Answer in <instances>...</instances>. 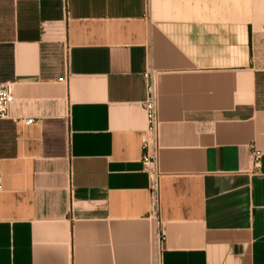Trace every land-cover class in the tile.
I'll list each match as a JSON object with an SVG mask.
<instances>
[{"label":"crops","instance_id":"0c3cea01","mask_svg":"<svg viewBox=\"0 0 264 264\" xmlns=\"http://www.w3.org/2000/svg\"><path fill=\"white\" fill-rule=\"evenodd\" d=\"M2 81L0 264H264V0H0Z\"/></svg>","mask_w":264,"mask_h":264},{"label":"built area","instance_id":"2783aa9c","mask_svg":"<svg viewBox=\"0 0 264 264\" xmlns=\"http://www.w3.org/2000/svg\"><path fill=\"white\" fill-rule=\"evenodd\" d=\"M66 3V0H65ZM147 78V94L143 101V108L146 114L147 127L145 136L142 140L143 153L141 156L142 171L149 176L150 210L149 215L153 219L154 240L157 245H161L165 239V230L160 216V178L161 172L158 168L159 150V117L157 110V95L155 91L153 72L145 73ZM13 96L11 93V82H0V119L8 117L9 104ZM26 122L32 121L31 118L25 119ZM263 152L259 149L252 151V159L255 167H258ZM2 173L0 171V187Z\"/></svg>","mask_w":264,"mask_h":264}]
</instances>
